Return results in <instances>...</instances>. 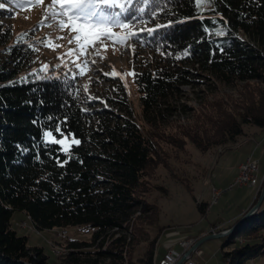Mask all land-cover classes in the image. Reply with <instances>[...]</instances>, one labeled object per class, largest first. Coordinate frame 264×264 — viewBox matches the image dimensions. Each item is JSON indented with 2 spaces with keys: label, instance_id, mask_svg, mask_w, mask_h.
<instances>
[{
  "label": "trees",
  "instance_id": "1",
  "mask_svg": "<svg viewBox=\"0 0 264 264\" xmlns=\"http://www.w3.org/2000/svg\"><path fill=\"white\" fill-rule=\"evenodd\" d=\"M118 2L123 10L114 11L121 22L136 26L131 41L150 52L139 57L134 72L141 122L131 110L122 116L81 109L77 75L44 68L37 38L14 33L3 21L10 8L0 9V264H52L13 228V210L26 214L36 229L90 233L88 239H65L57 264H155L157 237L149 239L144 226L154 223L157 206L146 196L151 187L164 189L149 181L154 168L166 164L163 145L180 149L189 140L206 151L235 142L245 123L264 128V0H207L202 7L195 0ZM201 72L228 84L260 85L245 88L244 102L229 107L217 101L168 131L164 121L180 87ZM114 101L127 104L123 94ZM57 124L81 141L72 146L71 158L44 140L43 133ZM207 204L196 202L202 214ZM141 241L146 247L134 257ZM225 243L232 244L222 252L229 264L263 254L264 207L234 227Z\"/></svg>",
  "mask_w": 264,
  "mask_h": 264
},
{
  "label": "rangeland",
  "instance_id": "2",
  "mask_svg": "<svg viewBox=\"0 0 264 264\" xmlns=\"http://www.w3.org/2000/svg\"><path fill=\"white\" fill-rule=\"evenodd\" d=\"M1 3L11 10V15L4 17L3 21L10 24L14 33L28 31L37 38L40 44L36 56L43 67L47 65V68L53 69L54 72L70 71L77 75L82 92L81 109L113 110L122 116L127 114V110H131L136 120L142 121L139 92L131 73L139 66V57L150 56V52L137 48L131 41V33L136 30L135 25L130 23L129 29L114 27L113 31L119 34L127 33L128 38L124 43H114L105 39L103 44L96 46L95 52H99V55L90 49L88 54H80L77 50L76 54L68 56L66 53L70 48H76V44L68 43L69 33L59 28V18L54 20L50 11H45L50 0H44L43 5L33 4L30 8L17 6L23 4L24 0ZM46 16L48 19H45ZM61 36L65 39H59ZM255 85L260 83L251 81L247 84L236 81L228 84L207 72H201L191 84L180 87V92L172 102L174 111L165 119L164 125L168 131H173L175 125L191 122L195 114H204V111L217 101H222L229 107L233 103L244 102L245 88L247 86L253 88ZM261 85L264 87V84ZM119 94H123L127 100L126 106L114 101ZM242 128L243 134L238 136L235 142L219 144L206 151L197 149L189 140L180 149L168 144L163 145L167 155L166 164L156 166L149 176V181L151 185H161L165 190L151 187L150 193L146 196L147 201L157 206L154 223L144 226L149 239L157 237L155 262L165 250L163 238L166 237L163 234L166 228L176 229L179 234L197 232L201 228L207 229L211 222H221L227 217L237 215L253 200L260 186L234 184L229 188L238 172V164L247 155L257 159V178L264 174V128L248 123L243 124ZM72 138L73 136H69L68 140L71 141ZM212 187L222 190L215 201H212ZM203 201L208 203L205 214H202L196 205V202ZM263 207L264 196L260 203V208ZM20 221H24L22 222L24 225L21 226ZM11 224L19 234L26 235L30 247L41 248L47 256V261L52 264H57L60 260L59 254H62L56 253L55 249L59 247L64 248V251L67 249L65 239L70 236L80 239L90 237L89 232L78 233L69 227L65 234L56 227L36 229L30 218L19 210H13ZM226 235L203 240L198 246L203 254L193 251L190 258L200 264H229L222 259L223 250L232 246L225 243ZM60 237L64 239L61 240ZM174 245L176 249L181 247L179 243ZM145 247V241L136 244L133 256H140ZM247 264H264V253L252 258Z\"/></svg>",
  "mask_w": 264,
  "mask_h": 264
},
{
  "label": "snow or ice",
  "instance_id": "3",
  "mask_svg": "<svg viewBox=\"0 0 264 264\" xmlns=\"http://www.w3.org/2000/svg\"><path fill=\"white\" fill-rule=\"evenodd\" d=\"M207 0H195L197 6H203ZM33 4L43 5L44 0H24L23 4L18 7H31ZM4 8V4L0 3V9ZM123 10V5L119 4L118 0H50V3L45 8V11H50L52 19H58V25L61 30H67L70 38L68 43L75 42L76 48H70L66 55L71 56L77 53L88 54L91 49L95 52L98 44H103L105 39L112 40L114 43H124L128 38V34H119L113 31V28L119 26L122 29H129L130 23H123L120 20V13L114 11L115 9ZM45 19H48L46 16ZM164 25L163 27H166ZM157 27H161L158 25ZM152 32L153 29H149ZM59 39H65L64 36ZM106 50V45L104 46ZM99 55V52H95ZM79 58V57H77ZM95 63V61H93ZM44 65V68H47ZM110 73H105L109 75ZM117 74V73H112ZM135 75V73H131ZM59 133L61 138H57L53 133ZM45 142L53 145H60V151L70 156L72 146H79L81 141L76 138L68 140L71 133L67 135L62 131L59 124H57L52 131H45L43 133ZM63 167L68 163V160L63 162L58 161Z\"/></svg>",
  "mask_w": 264,
  "mask_h": 264
},
{
  "label": "built area",
  "instance_id": "4",
  "mask_svg": "<svg viewBox=\"0 0 264 264\" xmlns=\"http://www.w3.org/2000/svg\"><path fill=\"white\" fill-rule=\"evenodd\" d=\"M256 162L255 157L252 155H247L244 160L241 161V163L238 164V172L235 176L234 182L230 184L229 188L234 185H261V181L264 178V174L261 178L257 179H250V165ZM218 189L212 187V199L216 197ZM181 240V250H177L173 247H168L166 251L162 254V256L159 258L157 264H174L175 261L187 250V248L192 244V239L188 238H182ZM193 251H198L196 248ZM190 254V253H189ZM187 255V258L184 260V263L186 264H200L196 263L194 260H192Z\"/></svg>",
  "mask_w": 264,
  "mask_h": 264
},
{
  "label": "crops",
  "instance_id": "5",
  "mask_svg": "<svg viewBox=\"0 0 264 264\" xmlns=\"http://www.w3.org/2000/svg\"><path fill=\"white\" fill-rule=\"evenodd\" d=\"M257 160V159H256ZM258 163V162H257ZM262 177V176H261ZM260 177V178H261ZM258 190V188H257ZM257 193V191H256ZM256 197V194L254 196V198ZM253 198V200H254ZM253 200L250 202V204L244 208L241 212L237 213V215H234V216H231L230 218L227 217L225 218L223 221L221 222H211L209 223V226L207 229H204V228H201V229H198L197 232H191V233H183V234H179V232L176 230V229H172V228H166V230L164 231V234L163 236H165L166 238H163L164 241H163V245H164V251H166V249L168 247H173L175 248V243H179V240L182 239V238H188V239H192V242L195 241L197 238H199L200 236L206 234V233H209V232H214V231H217L218 229H221L223 227H226L229 223H231L234 219H236L238 216H240L242 213H244L253 203ZM205 202V201H203ZM208 206V205H207ZM206 210H207V207H206ZM205 210V212H206ZM201 244V243H200ZM199 244V245H200ZM198 245V246H199ZM181 246V245H180ZM198 246L196 247V251L197 253H200L201 255L203 254L202 251H200V249L198 248ZM176 249V248H175ZM177 250H181V247L180 249H177ZM193 251L190 252V254L192 253ZM189 254V256L191 257V255ZM160 258V257H159ZM158 258V260H159ZM184 263V262H183Z\"/></svg>",
  "mask_w": 264,
  "mask_h": 264
},
{
  "label": "water",
  "instance_id": "6",
  "mask_svg": "<svg viewBox=\"0 0 264 264\" xmlns=\"http://www.w3.org/2000/svg\"><path fill=\"white\" fill-rule=\"evenodd\" d=\"M258 197L256 198L255 202L240 216L238 220L234 222V224L231 227H228L226 229H222L219 231L209 232L206 233L199 238H197L195 241L192 242V244L187 248V250L175 261L174 264H182L184 260L187 258V255L193 251L203 240L211 238V237H218L222 235L228 234L234 227L239 225L245 218L250 216L259 206L264 196V178L262 181V184L260 185Z\"/></svg>",
  "mask_w": 264,
  "mask_h": 264
},
{
  "label": "bare ground",
  "instance_id": "7",
  "mask_svg": "<svg viewBox=\"0 0 264 264\" xmlns=\"http://www.w3.org/2000/svg\"><path fill=\"white\" fill-rule=\"evenodd\" d=\"M241 163V162H240ZM257 168H258V163H257V160H256V162H253L251 165H250V179H257V176H256V170H257ZM222 190H220V189H218V191H217V194H216V197H214V199H212V201H215L216 200V198H217V196L220 194V192H221ZM24 223V221H20L19 222V224H21V226L22 225H24L23 223ZM26 222V221H25ZM65 231H66V229H61V233L62 234H65ZM179 244L181 245V240H179ZM64 248H61V247H59L58 249H55V251H56V253H63V252H65L64 250H63ZM158 262V261H157ZM157 262L155 263V264H157Z\"/></svg>",
  "mask_w": 264,
  "mask_h": 264
}]
</instances>
